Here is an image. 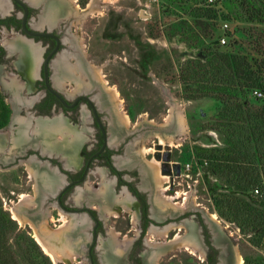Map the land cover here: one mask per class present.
<instances>
[{
  "label": "rangeland",
  "instance_id": "374dc122",
  "mask_svg": "<svg viewBox=\"0 0 264 264\" xmlns=\"http://www.w3.org/2000/svg\"><path fill=\"white\" fill-rule=\"evenodd\" d=\"M66 1L69 3V8L66 6L67 17L60 22L59 32L64 39L62 50L69 52L67 63L75 65L74 73L79 71L80 68L76 66L77 55L74 54L75 49H78L89 72L93 69L95 73L96 77L92 78L109 89L116 113L120 117L126 115L128 121L130 118L132 123H137L133 133L141 136L138 146L142 159L150 168L147 174L154 185L160 182L162 186L155 190L154 200H149L161 212L159 215L162 218H152L154 223L144 232L147 257L151 260L150 255L155 254V264H205V261H201L203 257L197 251L198 247L187 238L190 234L187 222L194 225V213L198 208L207 215L214 214L215 223L221 227L220 232L234 246L235 255L241 256V264H264V216L256 224L257 228L252 231L247 228L241 230L232 216L227 218L219 215L214 206V197L226 193L238 203L264 213V205L255 189H236L224 178L210 173L209 164H196V168L190 170L188 175L184 170L186 163L197 162L195 147L212 149L223 147L225 143L224 136L214 129L221 103L208 96L195 98L199 92L198 76L193 78L188 74L187 77L182 64L190 61L188 67L200 73L197 61L203 62L209 49L243 54L252 63L264 61V24L247 18L252 5L257 6L258 1L220 0L216 8L218 18L215 20L189 16L188 13L201 5L203 0ZM225 22L228 25V37L226 44L219 45ZM4 37L5 34L1 32V43ZM72 44L77 45V48H71ZM181 73H184L185 80ZM59 79L67 91L90 80L85 75L74 81H71V76ZM0 94L12 115L24 116L23 111L11 109L9 99L1 88ZM248 98L255 106L264 101V98H254L251 91ZM179 115L183 119L181 124L178 123ZM11 129L9 125L1 128V131H10L11 134ZM158 135L166 140L165 144L159 143ZM169 137L174 139L172 143L167 141ZM9 138L13 139L11 135ZM12 139L8 148L14 143ZM12 161L9 159L5 160V164L0 163V199L18 228L34 238V231L37 232L33 226L35 223L25 213L29 204L36 202L37 186L33 179L29 180L33 169L28 162L22 163L21 159L10 165ZM83 185L94 187L101 193L99 191L107 185L105 174L91 171ZM148 190H144V193ZM123 191L124 188L117 189L114 197L125 208L119 212L112 208L115 213L106 212L104 221L112 231L121 232L124 241H131L135 237L133 235L139 233V216L130 200L120 198ZM93 204L99 211L97 201ZM12 210L22 216L18 215L23 222L13 217ZM53 223L45 224L46 235L53 232ZM204 223L209 225L212 233L214 229L209 222L205 219ZM164 224L169 225L167 233L160 231ZM62 230L59 229V234ZM38 234L45 239L41 233ZM54 234L57 235V232ZM176 234L179 238L173 240L175 243L167 242ZM55 257L54 260L49 256L53 264H69L61 254ZM71 264L87 263L82 260L79 262L75 256Z\"/></svg>",
  "mask_w": 264,
  "mask_h": 264
},
{
  "label": "flooded vegetation",
  "instance_id": "af4514ba",
  "mask_svg": "<svg viewBox=\"0 0 264 264\" xmlns=\"http://www.w3.org/2000/svg\"><path fill=\"white\" fill-rule=\"evenodd\" d=\"M1 1L7 10H0V33L3 32L5 38L16 46L12 49L0 42V88L8 97L11 109L23 111L24 116L10 113L5 126L10 125L11 132L21 139L9 147V152L10 141H6V155L0 163L5 164V160L12 159L11 165L21 159L22 163L28 162L32 167L29 180L33 179L37 186L36 202L29 204L26 215L34 221L36 231L45 236L46 240L41 238L49 248L57 251L55 256L60 253L69 264L75 256L79 262L82 260L87 264H155V254L150 255L153 262L147 257L144 232L154 223V218H162L161 212L152 202L149 203V200H154L155 190L162 186L154 185L147 174L150 168L142 159L138 146L141 136L133 133L137 123L116 113L109 89L95 81L93 69L89 72L75 44L71 48L76 50L74 54L77 55L79 71L74 73L75 65L68 64L69 52L62 50L64 39L59 32V24L67 17L65 9L69 3L66 0H20L26 8L24 26L27 32L22 26L24 7L14 0ZM46 17L50 20L44 21ZM33 32H47L52 36L33 35ZM57 44V49L47 60L45 74L46 58ZM26 45L34 48L36 54H25L22 47ZM81 74L90 78L89 83L82 82L81 86L75 85L68 91L59 83V78L71 76V81H74L84 76ZM45 78L49 87L72 106H65L48 90ZM4 81L11 82L12 91L3 86ZM13 90L20 102L12 99ZM46 127L49 133L44 131ZM6 133L10 135V131ZM91 171L105 174L109 193L106 206L102 203V193L96 197L94 187L82 186ZM119 188H124L120 198L130 200L139 216V233L134 234L131 241H124L123 234L109 229L104 221L106 212L115 213L112 208L118 212L125 208L114 197ZM144 190H148L146 194ZM137 193L144 198L145 218L142 199ZM94 201L100 205L99 211L95 209ZM205 219L217 222L212 215L198 208L194 213V225L187 222L190 231L187 238L202 253L201 261L205 264H241V256L235 255L234 246L222 231L223 238L218 239V245L215 243V230H212L213 234L210 232ZM51 222H54L53 232L46 235L44 226ZM168 226L164 224L160 231L166 232ZM60 228L63 230L59 234ZM56 232L57 235L54 234ZM177 234L167 242L175 243L173 240L179 238Z\"/></svg>",
  "mask_w": 264,
  "mask_h": 264
},
{
  "label": "trees",
  "instance_id": "16d2710c",
  "mask_svg": "<svg viewBox=\"0 0 264 264\" xmlns=\"http://www.w3.org/2000/svg\"><path fill=\"white\" fill-rule=\"evenodd\" d=\"M219 1L209 4L203 0L188 14L194 18L215 20L218 18L216 8ZM256 1L257 6L252 5L247 18L264 24V0ZM227 34L225 31L228 37ZM205 56L203 62L197 61L200 73L188 67L190 61H185L182 68L186 70L187 77L188 74L193 78L198 76L199 92L195 98L208 96L221 103L214 129L224 136L225 146L212 149L195 147L198 159L196 163H191V170L196 168V164H209L210 173L224 178L236 189L257 190L256 195L264 205V101L255 106L248 98V93L254 88L261 89L263 97L260 99L264 98V61L252 63L246 55L220 49H209ZM9 116L10 111L0 94V129L7 124ZM137 194L142 199L145 218L144 198L142 194ZM214 206L219 215L232 216L241 230L257 228L256 224L264 216L260 209L238 203L226 193L214 197ZM0 264H53L35 239L18 228L16 221L3 208L1 199Z\"/></svg>",
  "mask_w": 264,
  "mask_h": 264
},
{
  "label": "bare ground",
  "instance_id": "6f19581e",
  "mask_svg": "<svg viewBox=\"0 0 264 264\" xmlns=\"http://www.w3.org/2000/svg\"><path fill=\"white\" fill-rule=\"evenodd\" d=\"M33 1V0H32ZM61 3V2H60ZM64 4V3H63ZM65 5V4H64ZM67 9V8H66ZM65 9V10H66ZM0 10H2V11H6L7 10V6L5 5V3L4 2H2L1 0H0ZM70 13V12H69ZM50 19H48L47 17L46 18H44V21H49ZM3 43L5 44V45H7L8 46V48H12V49H14L15 48V43L13 42V41H11V40H7L5 37H4V39H3ZM24 50V53L26 54V53H30L31 55H34V54H36V51H35V49L34 48H31V46L30 45H26L24 48L22 47V51ZM22 54V53H21ZM60 65H62V64H60ZM75 67V66H74ZM70 70L72 69V68H69ZM60 74H62L61 73V68H60V66H59V75ZM3 83V82H2ZM4 87H7V89L9 88L11 91H12V85H10V82H5L4 84ZM15 91L13 90V93H12V99H14L16 102H20L21 100L18 98V96H16L15 95V93H14ZM114 93V92H113ZM12 101V100H11ZM14 102V101H13ZM125 118H126V120L128 119V117L125 115L124 116ZM182 116H180L179 115V120H178V123L179 124H181L182 123ZM126 122V121H125ZM168 124V123H167ZM163 125H165V124H163ZM169 125H170V123H169ZM168 125V126H169ZM167 126V127H168ZM46 130H44L45 132L47 131L48 133H49V130H47V129H49L48 127H46L45 128ZM21 133V132H20ZM158 139H159V143H164L165 144V142H166V140L161 136V135H158ZM173 138H171V137H169V138H167V141L169 142V143H172L173 142ZM163 178V177H162ZM158 184H159V186H160V182H158ZM106 187V188H105ZM103 189H101V193H102V203L103 204H105L104 206H106V202H107V200H108V197H109V193H108V189H107V185L105 186ZM12 215H13V217L15 218V219H17L19 222H23V220L18 216V214H17V212L15 211V210H12ZM213 217H214V214L212 215ZM33 236H34V238H35V240L41 245V247L44 249V251L52 258V259H56V257H55V254H54V252L53 251H51V249L49 248V246L46 244V242L41 238V236L38 234V232H35L34 231V234H33ZM60 254V253H59ZM242 262V258L241 257H239V263H241Z\"/></svg>",
  "mask_w": 264,
  "mask_h": 264
},
{
  "label": "water",
  "instance_id": "95a60500",
  "mask_svg": "<svg viewBox=\"0 0 264 264\" xmlns=\"http://www.w3.org/2000/svg\"><path fill=\"white\" fill-rule=\"evenodd\" d=\"M15 2H17L18 4H20L21 6H23L24 7V15H23V20H22V26H23V28H24V30L25 31H27V29L25 28V26H24V20H25V15H26V8H25V6H24V4H23V2H21L20 0H14ZM63 2H64V0H62ZM28 32V31H27ZM31 33V32H30ZM33 35H38V36H44V35H46V36H52V34H50V33H47V32H33L32 33ZM57 46H58V44L56 45V48L51 52V53H49V55L47 56V58H46V61H45V64H44V70H45V74H46V71H47V68H46V63H47V60H48V58L53 54V52H55V50L57 49ZM45 82H46V86H47V88H48V90L51 92V93H53L65 106H72V105H67L66 103H65V101H64V99L62 98V96L59 94V93H57L56 91H54L51 87H49V85H48V83H47V78H45ZM3 90V89H2ZM162 126V125H161ZM167 126V125H166ZM12 136L13 137V139L12 138H9V136ZM9 136H7V133L6 132H3V131H1V129H0V155H2L1 157H3V159L5 158L4 156L6 155L5 153H4V148H5V143H6V141L8 140V141H10L11 142V139H12V142H14L15 144H17L18 143V141L21 139L19 136H17V135H15L14 133H11ZM0 157V160L2 159ZM98 193V192H97ZM95 194V196L96 197H99V193L98 194ZM205 213V212H204ZM208 222H209V224L213 227V229L215 230V243L218 245V239H222L223 238V234L220 232V230H218V228H217V226H216V223L215 222H213V221H211V220H208ZM220 235V237H218ZM53 236H55V235H53ZM53 236H51V237H53ZM37 242V241H36ZM38 243V242H37ZM171 243V242H170ZM169 244V243H168ZM219 245L221 246V243H219ZM40 246V245H39ZM41 247V246H40ZM51 248V247H50ZM41 249H42V247H41ZM54 252H55V250L53 249V248H51ZM43 250V249H42Z\"/></svg>",
  "mask_w": 264,
  "mask_h": 264
},
{
  "label": "built area",
  "instance_id": "2783aa9c",
  "mask_svg": "<svg viewBox=\"0 0 264 264\" xmlns=\"http://www.w3.org/2000/svg\"><path fill=\"white\" fill-rule=\"evenodd\" d=\"M206 2L209 3V4H213V3L216 2V0H206ZM227 26H228V25H227V23L225 22V23L223 24V32H224V33H223V34L220 36V38H219V43L222 44V45H224V44L226 43V40H227V36L225 35V31H226ZM251 94H252L253 97L256 98V99H260V98L263 97V91H262L261 89H259V88H254V89H252V90H251ZM191 166H192V164L189 163V162L185 164V168H184V170L186 171V175L189 174V171L191 170ZM255 192H257V190H255Z\"/></svg>",
  "mask_w": 264,
  "mask_h": 264
}]
</instances>
